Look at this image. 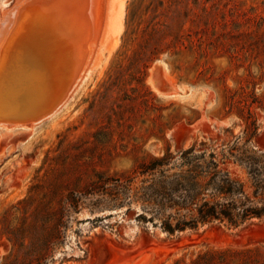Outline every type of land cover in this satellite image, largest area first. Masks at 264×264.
I'll return each mask as SVG.
<instances>
[{"label":"rangeland","instance_id":"rangeland-1","mask_svg":"<svg viewBox=\"0 0 264 264\" xmlns=\"http://www.w3.org/2000/svg\"><path fill=\"white\" fill-rule=\"evenodd\" d=\"M97 1L87 56L73 17L47 18L60 80L82 67L73 93L32 127L0 129V264H264V216L169 234L138 217L132 191L115 202L96 183L167 147L219 154L264 135V0ZM220 167L246 182L232 159Z\"/></svg>","mask_w":264,"mask_h":264},{"label":"trees","instance_id":"trees-1","mask_svg":"<svg viewBox=\"0 0 264 264\" xmlns=\"http://www.w3.org/2000/svg\"><path fill=\"white\" fill-rule=\"evenodd\" d=\"M256 134L254 129L242 145L238 138L228 142L219 154L196 151V142L176 153L167 147L132 178L98 175L96 183L115 202H123L124 190L132 191L130 199L142 208L138 217L169 234L213 221L239 226L264 216V152L250 144ZM229 159L244 169L246 182L220 167ZM137 176L139 183L132 187Z\"/></svg>","mask_w":264,"mask_h":264},{"label":"bare ground","instance_id":"bare-ground-1","mask_svg":"<svg viewBox=\"0 0 264 264\" xmlns=\"http://www.w3.org/2000/svg\"><path fill=\"white\" fill-rule=\"evenodd\" d=\"M97 2V0H16L11 7L2 10L3 13L1 12L2 15H0V129L34 126L55 113L71 90L76 88L74 86L80 78L82 67L79 66L80 72H75L66 80L63 75L60 80L59 75L66 69L63 62L59 59L53 62L47 60L51 58L50 54L59 45V43L55 45L53 37H49L57 33L58 24L52 19L48 21L47 18L50 17L49 15L55 18H64L69 15L73 17L77 35L74 42H78V48L87 56L93 48L94 38L97 37L95 35L99 31L94 35L89 23V29L86 31L90 34L87 37L86 31L81 27L83 23L86 25L88 22H91L93 26L96 25L94 16H96ZM120 8L122 9V6ZM112 15L111 12L107 15V19L110 16L109 22ZM109 22L103 26L109 25ZM111 25L113 24H110V27ZM97 29L98 27L95 26V30ZM107 30L104 32L106 33ZM34 35L38 36L40 41H36ZM98 42L100 43V40ZM98 47L100 48L96 46ZM99 52L95 53L98 55ZM88 66L92 65L88 62Z\"/></svg>","mask_w":264,"mask_h":264},{"label":"crops","instance_id":"crops-1","mask_svg":"<svg viewBox=\"0 0 264 264\" xmlns=\"http://www.w3.org/2000/svg\"><path fill=\"white\" fill-rule=\"evenodd\" d=\"M253 139L256 140V145H252V146L258 149L259 151L264 152L263 151L264 150V135H261V133H257Z\"/></svg>","mask_w":264,"mask_h":264},{"label":"water","instance_id":"water-1","mask_svg":"<svg viewBox=\"0 0 264 264\" xmlns=\"http://www.w3.org/2000/svg\"><path fill=\"white\" fill-rule=\"evenodd\" d=\"M264 151V150H263Z\"/></svg>","mask_w":264,"mask_h":264}]
</instances>
